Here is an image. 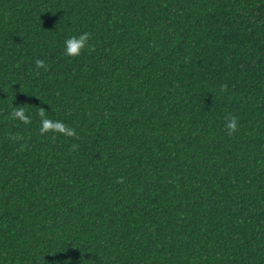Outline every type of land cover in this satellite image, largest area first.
<instances>
[{"label":"trees","instance_id":"16d2710c","mask_svg":"<svg viewBox=\"0 0 264 264\" xmlns=\"http://www.w3.org/2000/svg\"><path fill=\"white\" fill-rule=\"evenodd\" d=\"M0 264H264V0H0Z\"/></svg>","mask_w":264,"mask_h":264},{"label":"clouds","instance_id":"9594fccd","mask_svg":"<svg viewBox=\"0 0 264 264\" xmlns=\"http://www.w3.org/2000/svg\"><path fill=\"white\" fill-rule=\"evenodd\" d=\"M91 39V34L88 32H83L78 36H72L64 41L65 45V52L64 54L69 57H78L80 56L85 50L91 54L92 52L96 51L94 45L89 43ZM35 66L39 70L44 68L47 70V65L45 61L42 59H37L35 61ZM227 85L224 84L221 86V91H226ZM38 117L40 118V128L39 133L41 136L52 134V138L56 139V134L65 135L71 138L78 139V134L76 129L70 127L69 125L65 124L63 121L60 120H52L45 116L43 109H40L37 113ZM10 118L12 120H18L19 122L29 125L32 123V118L30 115L26 113L25 108L23 107H15L12 109L10 113ZM225 130L229 137L234 136L239 131V122L238 117L235 115L229 114L225 117ZM8 138L14 142H19L24 139L22 135L18 134H9ZM28 145L21 144L19 151L26 150ZM73 149H76L78 145H73ZM117 183H123V178L118 177Z\"/></svg>","mask_w":264,"mask_h":264}]
</instances>
